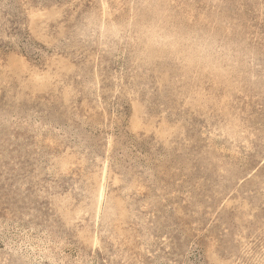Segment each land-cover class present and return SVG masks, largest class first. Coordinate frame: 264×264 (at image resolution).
I'll list each match as a JSON object with an SVG mask.
<instances>
[{
	"label": "rangeland",
	"instance_id": "374dc122",
	"mask_svg": "<svg viewBox=\"0 0 264 264\" xmlns=\"http://www.w3.org/2000/svg\"><path fill=\"white\" fill-rule=\"evenodd\" d=\"M132 0H0V264H264V0H155L226 72L91 39Z\"/></svg>",
	"mask_w": 264,
	"mask_h": 264
},
{
	"label": "clouds",
	"instance_id": "9594fccd",
	"mask_svg": "<svg viewBox=\"0 0 264 264\" xmlns=\"http://www.w3.org/2000/svg\"><path fill=\"white\" fill-rule=\"evenodd\" d=\"M131 11L120 23L93 18L87 32L105 46L128 45L142 58L166 57L185 70L226 72L236 53L231 45L209 33L170 23L155 0H132Z\"/></svg>",
	"mask_w": 264,
	"mask_h": 264
}]
</instances>
